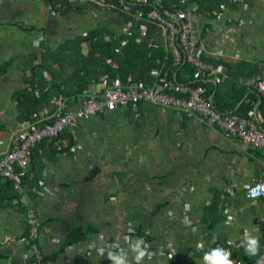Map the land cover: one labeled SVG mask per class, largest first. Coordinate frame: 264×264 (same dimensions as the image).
Listing matches in <instances>:
<instances>
[{
	"label": "crops",
	"instance_id": "crops-1",
	"mask_svg": "<svg viewBox=\"0 0 264 264\" xmlns=\"http://www.w3.org/2000/svg\"><path fill=\"white\" fill-rule=\"evenodd\" d=\"M111 3L0 0V157L18 145L23 131L79 104L52 100L39 107L34 122L20 121L14 94L26 87L28 56L40 53L42 45L56 48L93 30L107 40L129 34L133 20ZM201 11L199 4L187 9L198 48L218 69L199 74L209 99L222 113L250 110L242 116L264 129V99L254 87L264 76V0L224 7L217 16ZM145 22L140 35L167 59L172 53L166 31ZM160 72L155 68L151 76ZM177 73L178 83L198 79L183 68L174 78ZM105 86L93 84L86 92L100 96ZM67 131L57 143L37 147L23 170L38 177L37 190L10 189L1 180L0 264L35 261L26 240L28 206L42 223L38 247L44 264H115L109 253L137 264V246L149 254L140 264H205V254L217 248L230 252L234 264H254L257 254L246 252V230L264 254V199L245 197L251 181L263 176L264 150L207 125L199 115L149 102L89 117ZM77 227L91 229L87 239L64 247Z\"/></svg>",
	"mask_w": 264,
	"mask_h": 264
},
{
	"label": "built area",
	"instance_id": "built-area-1",
	"mask_svg": "<svg viewBox=\"0 0 264 264\" xmlns=\"http://www.w3.org/2000/svg\"><path fill=\"white\" fill-rule=\"evenodd\" d=\"M110 1L126 15L152 21L162 26L166 31L168 46L175 64L188 62L203 75L214 74L218 71L212 63L205 60L198 48L195 24L189 18L187 11L179 8L170 10L163 5L161 0H157L145 17L141 9L136 12H133V9L139 2L146 0H98V3L105 6L109 5ZM132 25L133 23L129 22V26L132 27ZM199 73H197L198 77ZM254 87L264 99V76L255 79ZM142 102H149L162 108H172L181 113L199 115L207 125L249 144L253 149L264 150V129L255 120L240 114L222 113L208 98L205 86L178 83L169 80L164 75L152 86H145L142 83H130L126 86L116 81L114 86L106 87L100 96L86 92L79 100L77 107L57 111L51 122L26 129L21 133L18 145L0 157V177L13 181L15 187L21 189L17 170L23 171L29 167L33 149L44 140L55 139L67 130L76 129L82 120L89 117L112 112L129 105L136 107ZM245 197L248 200L264 199V171L262 178L253 179L245 189ZM25 215L28 226L26 240L30 243L35 258L32 264H44L38 247L42 223L33 207L28 206ZM142 244L148 247L147 242L143 241ZM258 261L264 264V255Z\"/></svg>",
	"mask_w": 264,
	"mask_h": 264
},
{
	"label": "trees",
	"instance_id": "trees-1",
	"mask_svg": "<svg viewBox=\"0 0 264 264\" xmlns=\"http://www.w3.org/2000/svg\"><path fill=\"white\" fill-rule=\"evenodd\" d=\"M156 1L146 0L145 2H139L134 7L133 12L141 9L146 17ZM161 1L170 10L179 8L187 11L191 3L199 4L203 10L201 12L217 16L224 7L244 5L248 0ZM125 17L127 20H133V26L130 29V33L123 37H114L107 40L102 31L93 30L85 35H78L67 39L56 48L42 45L40 53L29 55L25 65L27 67L25 77L26 87L14 94V99L17 101V108L19 110V120L22 122H34L39 107L45 103H50L52 100L57 103L58 100L66 99L70 105L74 104L85 95L86 91L93 84L105 83V87H111L118 80L126 86L130 83H142L145 86H152L164 75H167V78L170 80H177L179 73H177L176 78L173 76L177 70H181L182 68L190 76L199 73L188 62L175 64L172 54H169L166 59L163 49L153 48L148 38L141 36L139 32L141 24L146 23L144 19L137 20L133 16L126 14ZM85 44H87L86 52H84L83 46ZM37 60L38 63H36ZM5 66H9V64L7 63ZM155 68L161 69L160 75L156 78L151 76V71ZM44 73L50 77L49 80L44 77ZM186 83H191L193 86H205L201 75H199L197 81ZM207 96L209 98V92H207ZM211 102L214 105L212 100ZM215 108L217 109V107ZM249 111L246 110L242 115L246 116ZM52 120L53 118L48 119L39 125H44L46 122H51ZM67 132L52 139V143H57ZM45 142L47 143L48 139L44 140L37 147L43 145ZM36 148L33 149L30 155L29 165L33 162V153L37 150ZM68 148H70V144ZM17 173L21 186L30 187L35 190L39 188L37 184L38 177L31 178L28 170L23 172L18 169ZM2 179L0 177V183ZM6 180V186L8 185L10 189H13L15 187L14 182L9 179ZM16 197V195H13L9 198V201H13ZM214 224V220L212 219L208 222V227L213 229ZM90 231L91 229H84L82 227L73 228L65 241L64 247L86 240ZM261 256L262 253L260 251L253 257V261L256 263Z\"/></svg>",
	"mask_w": 264,
	"mask_h": 264
},
{
	"label": "clouds",
	"instance_id": "clouds-1",
	"mask_svg": "<svg viewBox=\"0 0 264 264\" xmlns=\"http://www.w3.org/2000/svg\"><path fill=\"white\" fill-rule=\"evenodd\" d=\"M231 219L232 218L229 217V221H231ZM245 241H246L247 254L256 255L259 250L258 240L249 238V233L247 230L245 231ZM133 250L134 252H136L135 259L137 261V264H140V261H142L146 255H149L146 250L141 249L139 246H137ZM230 256H231L230 252L221 248H217L211 251L210 254L209 253L205 254L204 261L205 264H234V261L229 259ZM109 259L115 261V264H124V260L122 258L113 256L111 253H109ZM257 264H261V262L258 261Z\"/></svg>",
	"mask_w": 264,
	"mask_h": 264
}]
</instances>
